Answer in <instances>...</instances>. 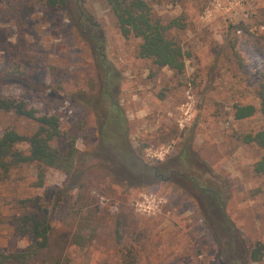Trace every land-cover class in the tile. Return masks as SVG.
<instances>
[{
    "label": "rangeland",
    "instance_id": "obj_1",
    "mask_svg": "<svg viewBox=\"0 0 264 264\" xmlns=\"http://www.w3.org/2000/svg\"><path fill=\"white\" fill-rule=\"evenodd\" d=\"M67 1L51 9L43 0H0V75L6 80L0 92L26 100L39 115H58L62 136L85 149L96 143L98 125L79 93H92L94 81L100 74L105 81L110 71L109 91L146 162L175 159L191 137L204 163L221 177L214 182L223 190L221 201L227 199L226 211L173 177L132 188L100 165L84 175L83 187L61 198L66 174L48 167L39 186V164L28 162L12 167L0 182V249L20 251L30 244L15 235L14 218L32 210L29 200L36 199L49 209L52 223L51 249L36 264L45 258L70 264H264V257L233 254L231 241L234 229L246 250L264 241V177L254 170L264 148L244 139L264 127L257 95L264 0H148L155 18L185 24L168 31L187 52L182 73L141 58V39L122 34L106 0ZM82 8L102 28L104 71L80 27ZM250 103L258 111L235 118V106ZM37 127L35 120L0 109V134L13 128L29 135ZM17 147L29 151L25 142ZM79 230H92L93 240L73 244Z\"/></svg>",
    "mask_w": 264,
    "mask_h": 264
},
{
    "label": "trees",
    "instance_id": "obj_2",
    "mask_svg": "<svg viewBox=\"0 0 264 264\" xmlns=\"http://www.w3.org/2000/svg\"><path fill=\"white\" fill-rule=\"evenodd\" d=\"M51 9L64 8L67 0H43ZM112 9L122 34L127 38L134 36L141 39L138 54L148 58L158 67H169L182 73L186 67L187 52L182 44L168 35L172 28H184L181 18H174L164 23L161 18H155L152 6L148 0H106ZM82 32L90 39L98 56L101 71L107 69V54L102 28L94 15L86 8L80 12ZM110 71L104 72L106 80L97 78L92 93L80 92L79 102L93 112L98 125L96 143L89 148L79 149L74 137L62 136L60 117L56 114H38V110L29 103L16 97H9L0 92V109L14 112L38 122L37 130L29 135L8 128L0 134V182L6 178L12 167L28 162L39 164L38 185L42 186L46 177V168L53 167L63 171L67 179L62 189L61 198L70 196L74 189L84 186V175H89L100 168L109 169L113 179L132 188L144 187L163 177H173L188 190H201L214 204L226 211L225 201H221L223 190L215 184L221 177L215 174L210 166L193 148L192 138H188L178 156L173 160L159 161L156 164L146 162L142 152L133 146L130 139V127L124 110L109 91L108 79ZM7 81L12 77L6 78ZM6 81L5 75H0V85ZM99 89L97 90V88ZM260 98V110L264 114V69L260 72V82L257 88ZM258 111L254 104L236 105L235 118L245 119ZM63 138V139H62ZM246 142H254L264 148V127L254 134H245ZM64 140V147L60 142ZM27 143L29 151L17 147ZM102 166V167H101ZM254 170L264 177V154L255 163ZM180 179V180H179ZM214 179V180H213ZM217 183V182H216ZM219 185V184H218ZM228 197V196H227ZM32 210L26 211L14 218V233L19 237H28L30 244L20 251L0 249V264H36L51 249L52 223L47 207L30 199ZM225 206V207H224ZM230 228L233 227L229 221ZM88 229V226H85ZM92 230L82 234L81 230L71 236L73 244L84 245L93 240ZM68 238H70L68 236ZM66 241V239L64 240ZM233 254L241 255L245 251L248 259L261 260L264 257V241L257 240L245 249V242L234 229L232 232ZM247 247V246H246ZM48 260L47 258H45ZM233 259L238 263L236 256ZM44 261L45 264H70L61 260Z\"/></svg>",
    "mask_w": 264,
    "mask_h": 264
}]
</instances>
